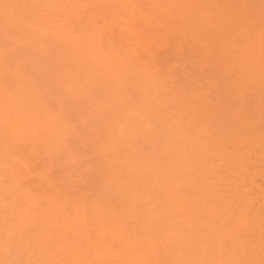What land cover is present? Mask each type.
I'll return each mask as SVG.
<instances>
[{
  "label": "rangeland",
  "instance_id": "rangeland-1",
  "mask_svg": "<svg viewBox=\"0 0 264 264\" xmlns=\"http://www.w3.org/2000/svg\"><path fill=\"white\" fill-rule=\"evenodd\" d=\"M0 264H264V0H0Z\"/></svg>",
  "mask_w": 264,
  "mask_h": 264
},
{
  "label": "bare ground",
  "instance_id": "bare-ground-1",
  "mask_svg": "<svg viewBox=\"0 0 264 264\" xmlns=\"http://www.w3.org/2000/svg\"><path fill=\"white\" fill-rule=\"evenodd\" d=\"M6 247V246H5Z\"/></svg>",
  "mask_w": 264,
  "mask_h": 264
}]
</instances>
